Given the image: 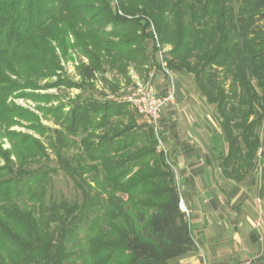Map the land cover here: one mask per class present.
I'll use <instances>...</instances> for the list:
<instances>
[{
  "label": "trees",
  "instance_id": "obj_1",
  "mask_svg": "<svg viewBox=\"0 0 264 264\" xmlns=\"http://www.w3.org/2000/svg\"><path fill=\"white\" fill-rule=\"evenodd\" d=\"M86 1L0 0V264H173L196 245L189 215L179 208L175 174L156 151L151 126L136 124L128 102L77 95L65 111L64 102L47 105L53 94L22 91L57 74L55 45L66 56L69 33L70 46L89 62L77 67L79 83L58 77L49 86L82 89L105 64L126 75L129 64L147 67L155 60L147 53L150 16L129 18L110 0ZM146 1L141 12L159 16L153 22L161 40H176L170 67L192 74L216 111L220 171L243 179L263 147L257 129L264 118V0ZM16 93L41 102L35 108L59 129L14 102ZM22 121L45 138L57 167L45 162L41 140L11 129ZM3 138L9 148L2 147ZM58 168L78 198L52 193Z\"/></svg>",
  "mask_w": 264,
  "mask_h": 264
},
{
  "label": "crops",
  "instance_id": "obj_2",
  "mask_svg": "<svg viewBox=\"0 0 264 264\" xmlns=\"http://www.w3.org/2000/svg\"><path fill=\"white\" fill-rule=\"evenodd\" d=\"M151 73L158 91L164 92L169 84L167 73L156 69ZM174 73V101L162 108L159 125L180 197L188 209L196 248L173 264H264V222H258L255 209L250 216L252 208L244 205L249 201L243 193V179L228 178L221 171L219 177L216 172L220 170L217 143L222 135L213 108L192 78ZM227 185L230 190H225ZM257 200H261L259 190ZM228 205H237L234 213L227 211ZM230 216L233 224L227 225Z\"/></svg>",
  "mask_w": 264,
  "mask_h": 264
},
{
  "label": "rangeland",
  "instance_id": "obj_3",
  "mask_svg": "<svg viewBox=\"0 0 264 264\" xmlns=\"http://www.w3.org/2000/svg\"><path fill=\"white\" fill-rule=\"evenodd\" d=\"M110 2L113 7L117 6L116 8H120V10L118 11L119 12L122 11V13L126 14V16L129 18L136 17L138 16V14H143V15L146 14L147 16H150V19L152 20V21L149 20L150 31L152 32L153 42L151 40H147V53L149 56H153L155 60L152 61V59L150 58L151 61L149 60L147 62L146 64L147 67L145 66L146 68L144 66L134 68L131 64H129L126 75L125 74L123 75L121 73L119 75L118 71L108 68L107 64H105V70L103 71L97 70L93 74L92 78H89L86 80L85 86H83L82 89L74 85L68 86L66 85V83L49 86L48 83L55 82L58 77H62V78L65 77V78L70 79L73 82L75 81L76 83H79L81 81V77L79 75V71L77 70V67L80 64L87 65L89 62L88 59L85 57V55L80 53V51H78L74 47L70 46L74 42V38H73V34L69 33L67 34V43L69 45L67 46L66 56L62 54L61 48L59 49V47L55 45V52L57 53L59 57L61 69L57 70L56 75L37 80L36 83L37 85H39L37 86V88H33V89L23 88L22 89L23 92L33 93V94H46V93L53 94L56 96V98L50 100L47 103V105L54 106V105H57L59 102H64L66 104V106L64 107V110L68 111V107H69L68 105L70 101L75 99L77 95H81L83 98L95 97L98 100H112V101L117 100V101H122L126 103V101H124L122 97L125 94H127L129 91H131L134 87H136L138 82L145 83L150 79L152 80V77L150 76V74H151V70L153 69L160 70V71H162V67L167 69L169 73L172 75L171 77L174 79V85L176 84L175 77H174L175 75L174 70L169 65V61H171L172 59L170 51L174 48L176 40L174 38L167 40V41L161 40V36L159 34V32L161 31V28L160 26L159 27L155 26V23L153 22V19H154L153 17H159V16H157V14L153 15L151 13H146L145 11L141 12L144 10L142 6L145 3H147V1L146 0H110ZM92 3H97V2L92 0ZM160 16L163 17L164 21H162V18H161V21L163 24V22H165V13L161 14ZM108 27L109 26H107V28ZM153 43L155 44V47H156L155 51H153ZM182 73H183V76L188 77L187 78L188 80L192 78V74L185 73L183 71ZM10 77L13 79L15 78L13 74H10ZM227 84L228 82L226 83V85ZM12 100L34 111L38 115L39 121L43 125L50 127L51 129H54V128L59 129L58 124H56V122L52 118H48V119L43 118L42 114L39 113L38 110L35 108L36 105L37 106L41 105L42 104L41 102H34L32 101L31 98L19 96L18 93H16V96H13ZM127 104H128V107L131 113H133V115L135 116L136 124L140 125V124L145 123L147 125V123L143 120L142 116L137 112V110L134 109V107L131 104L129 103ZM211 107L213 108V105H211ZM213 111L216 114V111L214 108H213ZM27 124H28L27 121H22L21 126L13 125L11 126V129L17 130L23 133H29L33 137L41 140L43 142V146L47 149L46 151L49 155V159L45 160V162L51 167H57L58 162L56 160V156L53 152V149L46 144L45 138L43 136L38 135L37 133L33 132L31 129H28ZM217 126H218L219 131H221L218 122H217ZM257 131L260 135L261 143L263 147L257 149L256 154H255V159H254V167L244 176L243 178L244 184H242V187H243V193L247 195L246 198L248 199L247 201H249V202H246L244 205H249L250 209L252 208L251 213H249L250 216H254L255 213H253L254 211L253 209H255V212L259 214L260 216L259 218L260 220H258V222L262 225V220L264 222V202H263L264 201V172L262 171L263 165H264V118L262 119L261 124L258 126ZM153 135L156 140V146H155L156 151L162 152L165 156V152L163 150H160L161 147L159 146L155 132ZM160 138L163 142L164 148H166L163 138L162 137ZM221 144H222V138L221 136H219L218 143H217L218 150L221 147ZM2 147L3 148L10 147L9 142L5 138L2 139ZM224 147L226 148V145H224ZM73 151L74 149L72 150L69 149L65 153H67V155H70L71 153H73ZM14 158H15L14 156H11V159H14ZM2 164H3V160L0 159V165ZM33 165L35 166L37 164L35 163ZM172 170L173 172H175L173 166H172ZM216 172L219 177L222 176V174L220 173V170L216 169ZM6 174L7 172H3L2 175L5 176ZM260 186L262 187V193L260 192L262 196H260L261 200H257V193L259 190L258 187ZM50 190L52 191V193H54V195L57 198L64 196L67 200H70V201L74 200L75 198H78V192H76V189L73 186L72 180L68 176H66L64 172L60 170L59 168L57 172L53 174V183H52V187ZM225 190H230V186L227 185V187H225ZM179 192H181V189L179 190ZM117 194L121 195L123 198H126L125 194H122V193H117ZM236 206L237 205L235 206L228 205L227 211H231V213H234L235 212L234 208H236ZM227 211L223 210L224 215L227 214ZM229 218H231V216L226 218V221H225V224L227 225L233 224V222L230 221ZM256 225H258L257 222H256Z\"/></svg>",
  "mask_w": 264,
  "mask_h": 264
},
{
  "label": "built area",
  "instance_id": "obj_4",
  "mask_svg": "<svg viewBox=\"0 0 264 264\" xmlns=\"http://www.w3.org/2000/svg\"><path fill=\"white\" fill-rule=\"evenodd\" d=\"M162 71L166 72L169 76V84L165 88L164 92L158 91L155 84L152 80H148L145 83H137V86L134 87L131 91L125 94L122 99L129 104H131L134 109L142 116L143 120L151 126L154 130L159 146L161 147L160 150L165 152V156L167 158V149L164 148L163 142L160 138V125H159V118L161 114V110L164 106L173 103L174 101V94L175 88L174 83L169 71L162 67ZM152 77V73L150 74ZM167 162L171 165V162L167 158ZM179 208L188 214V209L180 197L179 200Z\"/></svg>",
  "mask_w": 264,
  "mask_h": 264
}]
</instances>
